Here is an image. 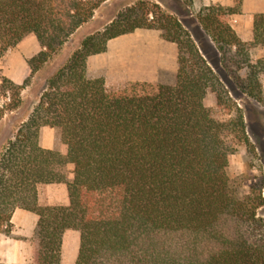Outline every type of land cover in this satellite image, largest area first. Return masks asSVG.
I'll return each mask as SVG.
<instances>
[{
    "label": "trees",
    "instance_id": "16d2710c",
    "mask_svg": "<svg viewBox=\"0 0 264 264\" xmlns=\"http://www.w3.org/2000/svg\"><path fill=\"white\" fill-rule=\"evenodd\" d=\"M106 1L0 0V58L31 34L42 47L22 85L1 77L0 94L11 99L0 121ZM238 12L210 3L196 17L187 9L186 20L139 1L85 37L47 80L0 157V232L11 231L17 208L39 216L31 264H60L67 229L81 236L75 264H264L262 188L229 171L249 134L264 141L251 128L254 117L264 131V13L246 43L231 23ZM137 29L176 46L175 79L109 90L88 58ZM209 93L216 108L205 103ZM44 127L55 130L54 149L41 145ZM61 183L69 205L41 206L38 186Z\"/></svg>",
    "mask_w": 264,
    "mask_h": 264
},
{
    "label": "crops",
    "instance_id": "0c3cea01",
    "mask_svg": "<svg viewBox=\"0 0 264 264\" xmlns=\"http://www.w3.org/2000/svg\"><path fill=\"white\" fill-rule=\"evenodd\" d=\"M111 1L112 0H107L106 2H104L95 11V14L91 20H96L97 16L101 15V11L105 8H108ZM132 1L133 2H130L125 6H131L135 4L136 1ZM158 1V3L161 4V0ZM193 2L194 4H196V0H193ZM213 2H218L219 4H222L226 7L233 5L232 0H213ZM258 13H264V0H243L241 14L237 15L238 19H233V21H236V23L232 24V26L234 27L238 36L246 43L253 42L254 16ZM112 20L113 18L108 20L104 25L106 26ZM85 25L81 26L77 30V32L70 38V40L77 33H79ZM104 25L102 26L103 28L105 27ZM102 27L95 32L102 30ZM143 40H146L147 43L150 44V48H148V51H151L153 49L157 51L154 53L155 63L153 67L160 66L162 68H167L172 65L174 68H176V60L172 59L166 61L165 58L162 57V54L160 52L161 49L158 50L160 47H165V44L163 43L166 42L161 38V33L158 30L137 29L131 34L123 35L110 40L105 52L90 56L88 58V69L90 71L106 70L107 76L109 78V76L113 74L114 70L116 69L114 66V62L112 63L111 61V59L114 58V55H116L118 52H121L124 47H130L134 42L137 44L138 42ZM170 49L176 52V49H174V47H171ZM41 50L42 47L36 36L33 34L27 36L16 46L10 48L5 56L3 58H0V83L1 77L4 76L11 80L13 83L22 85L25 80L28 79L31 75V69L28 64V60L35 57ZM174 52L172 51V53ZM259 52L261 53V55H264V49L260 50ZM163 61L166 62L163 63ZM125 73L127 72L125 71ZM129 75L130 74H128V76ZM145 79H147V77ZM28 86H26L25 89ZM25 89L22 90L23 94L25 92ZM29 116L21 121V125L29 118ZM4 120L5 117L0 122V128H3L0 130V157L5 148L4 146L7 145L11 140H13L15 134V131L11 130V128L6 130L7 125L4 123ZM41 145L44 149L48 150L55 148V130L53 128L44 127L42 129ZM73 168V165L69 166L70 171H72ZM70 177H72V174L70 175ZM38 202L41 206L69 205L70 200L67 185L62 183L39 185ZM38 221L39 216L34 212L20 208H17L13 212L11 218V231L5 232L3 228L0 232V264H31L34 261V235ZM80 243L81 236L79 231L72 229H67L64 231L60 264H75L79 255Z\"/></svg>",
    "mask_w": 264,
    "mask_h": 264
},
{
    "label": "rangeland",
    "instance_id": "374dc122",
    "mask_svg": "<svg viewBox=\"0 0 264 264\" xmlns=\"http://www.w3.org/2000/svg\"><path fill=\"white\" fill-rule=\"evenodd\" d=\"M135 1V3L139 1H150L154 3L159 2L158 0ZM130 2L133 1L112 0L109 3L108 8L102 10L101 15L97 16L96 20H91L89 23H87V25H85L79 33H77L71 40H69V42L57 54L53 56V58L43 67V69L38 71L33 76L30 83L28 84L29 86L25 89L24 94L22 93L23 91H21L20 107L15 110L6 111L3 118L1 119L2 121L5 117L4 123L7 125L6 130L11 128V130L15 131V137L17 130L21 126V121L29 116V114L32 113L35 105H37L39 97L46 88L47 80L50 79L54 75V73L57 72V70L67 62V60L72 56L75 50L80 48L81 43L85 37L100 29L111 18L114 19L119 11L126 8L127 6L125 5ZM160 2L161 4H158L165 12L186 20L192 19L191 17L193 16L196 17L199 9L203 5L214 3L213 0H196V4H194L193 0L192 3H188V0H161ZM232 3L233 5L228 7H234L235 10L239 11L231 19V23L235 24L236 21H233V19H238L237 15L241 14L243 0H232ZM187 9H189L193 16L190 17L185 15ZM135 44L136 43L134 42L132 46L127 48L124 47L121 52H118L116 55H114V58H112L111 61L112 63L114 62V66L116 69L114 70L113 74L109 76V78L107 76L106 70L93 71L99 72L105 76L107 88L109 90L118 92L125 89L130 90L132 85H134L135 83L149 84L153 86L157 84L172 83L176 76L177 66L176 68H174L172 65L167 68H162L160 66L153 67L155 63L154 53L157 51H155L154 49L148 51V48H150V44L147 43L146 40L140 41L136 45ZM163 44H165V47H160L158 49H161L160 52L162 54V57L165 58L166 61L175 59L177 64L176 46L174 44H169V42H164ZM169 47H174V49H176V52H174V50L170 49ZM172 51L174 53H172ZM257 56L262 55L260 52H257ZM165 62L163 61V63ZM125 71L127 73H125ZM128 74L130 75L128 76ZM143 77H147V79ZM10 99L11 96L9 94L7 95V97L1 96L0 108H3L6 101L9 102ZM205 103L208 107L216 108L215 95L213 93H209ZM257 107H259L260 111L262 112L261 121L264 126V107L260 104H258ZM253 119L254 120L251 128L254 133L257 134V136L262 137L264 131H261V128H259V126L256 124V119L254 117ZM1 129L3 128H0V130ZM262 146H264V141H256L249 134V141L240 145L236 154L233 155L229 171L233 176L244 175V178L246 179V187L248 188L252 185H256L262 188L264 195V164L260 160ZM259 214H264V208L259 210Z\"/></svg>",
    "mask_w": 264,
    "mask_h": 264
}]
</instances>
